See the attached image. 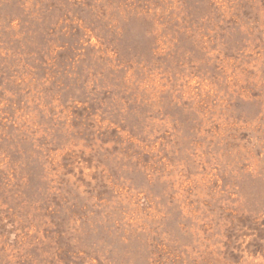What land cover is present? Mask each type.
Instances as JSON below:
<instances>
[{
  "label": "rangeland",
  "instance_id": "1",
  "mask_svg": "<svg viewBox=\"0 0 264 264\" xmlns=\"http://www.w3.org/2000/svg\"><path fill=\"white\" fill-rule=\"evenodd\" d=\"M0 264H264V0H0Z\"/></svg>",
  "mask_w": 264,
  "mask_h": 264
}]
</instances>
